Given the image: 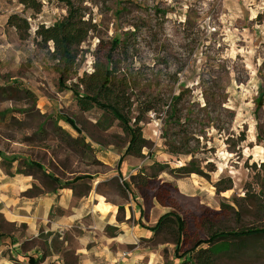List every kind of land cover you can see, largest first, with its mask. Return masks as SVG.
Wrapping results in <instances>:
<instances>
[{
    "label": "rangeland",
    "instance_id": "374dc122",
    "mask_svg": "<svg viewBox=\"0 0 264 264\" xmlns=\"http://www.w3.org/2000/svg\"><path fill=\"white\" fill-rule=\"evenodd\" d=\"M36 1L38 13L0 0L2 160L62 186L95 181L104 199L125 204L132 196L146 216L152 199L160 212L180 217L179 251L175 226L160 229L143 241L138 264H192L182 255L210 233L264 227V104L255 105L264 93V0ZM66 1L90 31L76 74L62 81L52 45L35 32L61 21ZM11 15L28 22L25 40L6 26ZM114 40L121 43L111 52ZM109 53L118 76L133 80L130 118L140 103L151 107L140 124L147 143L140 159L123 157L128 137L117 121L97 108L80 111L69 90ZM177 96L174 122L168 107ZM214 264H264V237Z\"/></svg>",
    "mask_w": 264,
    "mask_h": 264
},
{
    "label": "crops",
    "instance_id": "0c3cea01",
    "mask_svg": "<svg viewBox=\"0 0 264 264\" xmlns=\"http://www.w3.org/2000/svg\"><path fill=\"white\" fill-rule=\"evenodd\" d=\"M12 166L0 158V264H138L137 251L165 214L152 199L148 216L132 196L109 202L95 181L66 188Z\"/></svg>",
    "mask_w": 264,
    "mask_h": 264
},
{
    "label": "trees",
    "instance_id": "16d2710c",
    "mask_svg": "<svg viewBox=\"0 0 264 264\" xmlns=\"http://www.w3.org/2000/svg\"><path fill=\"white\" fill-rule=\"evenodd\" d=\"M17 2L34 13H38L41 9V4L36 0H17ZM66 6L67 14L61 21L48 28L40 26L35 32V36L40 39V43L44 45L50 43L52 45L51 58L61 74L62 81L63 79L65 81L69 80V76L76 74L77 50L87 39L90 31L79 10L69 1H66ZM5 24L16 31L19 40H25L29 31V24L25 19L17 15H11L6 19ZM120 43V41L114 40L111 45V52L116 51ZM119 74H121L120 68L109 53L103 59L97 58L93 64L92 73L85 74L82 78H77V83H73L69 90L72 92L80 111L87 112L92 108H97L117 121L123 133L128 137L123 157L131 156L140 159L147 145L142 137L140 124L144 115L151 110V107L147 109L143 103H140L137 106L138 113L134 118H130L134 103L137 104L136 99L133 100L131 95L133 80L130 77H126V75L119 77ZM180 100V96L173 97V103L168 107L170 109L169 117L174 122H177L179 118L177 106ZM151 103L148 102V104ZM263 104L264 93L262 92L257 96L255 105L257 109H260ZM67 122L71 127L75 128V124L72 121ZM69 139L74 144L77 143V139H72L71 137ZM28 167L42 171V168L34 162L29 163ZM29 172L25 169L21 171L20 167L16 169L17 174H28ZM185 173L188 175L199 174L194 169H187ZM50 180L57 183L55 179ZM71 184L65 183L63 186L69 188ZM146 185L147 183L142 181L140 186L146 188ZM123 186L125 187V185ZM119 210L121 209L119 208ZM173 226H175L174 233L177 235L176 250L179 251L185 224L176 214L168 212L160 216L151 231L156 233L160 229ZM263 237L264 227L244 228L237 231H215L210 233L205 240L196 242L192 249L182 255V257L190 256L189 258L193 260L192 264H214L218 256L237 253L250 242ZM202 246H206V248L202 249ZM28 264L35 263L30 259Z\"/></svg>",
    "mask_w": 264,
    "mask_h": 264
}]
</instances>
